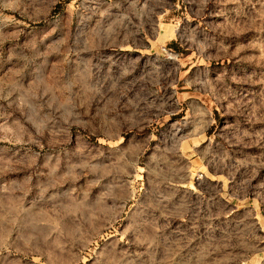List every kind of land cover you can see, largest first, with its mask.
<instances>
[{
    "label": "rangeland",
    "instance_id": "374dc122",
    "mask_svg": "<svg viewBox=\"0 0 264 264\" xmlns=\"http://www.w3.org/2000/svg\"><path fill=\"white\" fill-rule=\"evenodd\" d=\"M0 264H264V0H0Z\"/></svg>",
    "mask_w": 264,
    "mask_h": 264
},
{
    "label": "crops",
    "instance_id": "0c3cea01",
    "mask_svg": "<svg viewBox=\"0 0 264 264\" xmlns=\"http://www.w3.org/2000/svg\"><path fill=\"white\" fill-rule=\"evenodd\" d=\"M175 93L177 95V109L175 113L186 111V108L188 110L190 108H196L197 106L195 103L197 104L199 100H202L201 97L199 98L193 95L194 93L189 94L188 91L185 90L177 89ZM192 96L198 99H193ZM196 119L195 117L193 119H185L181 122L183 126L184 124H191L192 131L188 135H181L179 137V152L188 163L183 168V177L180 181H176L177 185L190 197H204V195H208V190L216 188V191H214L215 196H219L225 201L232 199L239 201V197H234L232 194L230 195L226 189L228 179L224 172L225 167L221 164L214 163L211 157L213 140L216 138L217 134L209 132L207 129L214 123V118L205 121H200L198 119L197 121ZM199 173L202 174L201 182L204 184L200 187H194L192 184L195 180L194 176ZM200 184L201 183H199V185Z\"/></svg>",
    "mask_w": 264,
    "mask_h": 264
},
{
    "label": "trees",
    "instance_id": "16d2710c",
    "mask_svg": "<svg viewBox=\"0 0 264 264\" xmlns=\"http://www.w3.org/2000/svg\"><path fill=\"white\" fill-rule=\"evenodd\" d=\"M173 44H174L173 42L169 43L168 47L172 48L174 46Z\"/></svg>",
    "mask_w": 264,
    "mask_h": 264
}]
</instances>
